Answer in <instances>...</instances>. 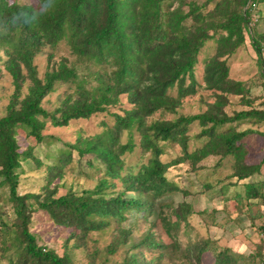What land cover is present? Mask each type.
Listing matches in <instances>:
<instances>
[{
  "label": "rangeland",
  "instance_id": "374dc122",
  "mask_svg": "<svg viewBox=\"0 0 264 264\" xmlns=\"http://www.w3.org/2000/svg\"><path fill=\"white\" fill-rule=\"evenodd\" d=\"M17 1L37 4V0ZM237 1L162 0L160 22L168 33V11L186 13L194 3L200 6L203 19L195 22L188 18L175 28V34L193 38L205 30L212 35L201 45L191 72L183 75V90H179V84L168 89V97L175 100L172 111L159 108L141 119L136 115L131 128L123 123L118 128L116 114L126 116L136 110L128 93H121L114 104L89 117L71 119L64 126L46 121L42 130L45 138L39 143L32 144L25 132L18 130L20 150L32 146L33 155L23 158L17 169L20 194L80 193L101 187L100 182L105 180L102 192L107 198L123 193L125 198L142 197L152 205L145 211H128L125 219L104 217L99 230L84 233L57 225L45 211L36 209L29 230L39 245L67 254L72 264H131L135 257L139 264H216L215 256L222 248L233 255V264H264V119L227 122L218 128L221 133L249 130L239 152L229 155L220 153L212 139L200 135L212 123L203 126L194 120L187 126L185 146L181 141H157L161 151L158 159L165 166L162 176L170 187L166 184L151 189L142 183L143 179L132 178L142 173L152 156L143 144L141 129L154 121H174L179 116L201 113L221 117L252 108L264 110V0H247L236 6ZM232 9L242 11L248 20L243 40L235 45V36L229 37L226 30L216 27ZM253 40L259 41L260 51ZM7 58L5 49L0 48V116L7 113L15 92ZM218 62L227 70L223 82L218 74L210 77L207 72L208 65ZM32 64L40 79L63 65L76 68L77 78L56 80L44 96L41 105L47 110L82 99L83 91L94 92L98 87V74L112 73L107 65L79 60L66 40L43 46ZM20 67L26 80L19 100L28 93L31 83L27 69ZM98 140L104 145L112 142L111 166L117 175L108 174L110 165L96 150H86ZM51 165L57 168L48 169ZM249 166H258V170L251 172ZM256 181L262 182L260 196L245 198V185ZM0 214L9 224L17 222L7 200V188L1 186ZM92 219L99 222L97 216ZM17 243L14 226L6 231L0 227V264L16 261L20 253Z\"/></svg>",
  "mask_w": 264,
  "mask_h": 264
},
{
  "label": "trees",
  "instance_id": "16d2710c",
  "mask_svg": "<svg viewBox=\"0 0 264 264\" xmlns=\"http://www.w3.org/2000/svg\"><path fill=\"white\" fill-rule=\"evenodd\" d=\"M161 2L162 0H37V4L32 5L17 0H0V48L6 51L8 70L15 85L7 113L0 116V186L7 188V200L17 219V222L9 224L0 214V227L3 231L15 227L20 250L16 261L12 263L11 260L10 264H72L67 254L60 255L37 243L35 235L29 230L31 214L36 209L45 211L57 225L84 233L99 230L104 217L111 215L125 219L128 211H145L151 208V202L142 197L125 198L122 193L107 198L102 192L105 180L100 182L101 187L82 190L80 193L69 191L60 196H54L53 192L45 195L33 192L20 194L17 190V169L23 158L33 155L32 146L20 150L17 135L18 130H22L32 144L39 143L45 138L42 130L46 121L54 126H64L71 119L89 117L114 104L121 93H128L136 110L126 116L116 114L118 128L122 123L131 128L135 124L136 115L141 119L159 108L172 111L175 100L168 97V89L179 84V90H183V75L191 72L201 45L212 35H207L205 30L193 38L175 34V28L188 18L195 22L203 19L200 6L194 3L190 4L186 13L168 11V29L172 31L168 33L160 22ZM246 2L247 0H238L236 6ZM229 12L226 20L216 27L226 30L229 37L235 36V45L243 40V30L247 27L248 20L247 15L240 10L232 9ZM228 39L221 40V44ZM61 40H66L79 60L107 65L112 73L102 76L98 74V87L94 92L83 91L82 99L64 102L57 108L47 110L41 105L44 96L53 89L56 80L77 78L76 68L63 65L47 72L40 79L36 76L32 60L43 46L55 45ZM253 43L256 50L260 51L259 41L253 40ZM21 65L27 69L31 83L28 85V93L19 100L20 89L26 80ZM207 72L211 74L210 77L218 74V80L222 82L227 75L222 62L208 65ZM246 119L263 120L264 110L252 108L221 117L201 113L179 116L174 121H154L141 129L145 137L143 144L152 151L150 161L144 166L142 173L130 177L143 179L142 183L151 189L166 184L170 187L162 176L165 166L158 159L161 152L158 140L181 141L185 146L187 126L194 120H199L203 126L212 123L210 128L202 131L201 136L212 139L213 146L219 148L223 155L236 154L249 130L221 133L218 128L227 122H242ZM114 141L115 139L112 140ZM110 144L104 145L98 140L92 148L86 150H96L103 161L110 165L108 174L117 175L111 166ZM86 150L80 151L83 153ZM47 168L56 169L57 166ZM249 168L251 172L258 170V166ZM236 175L243 178L246 173L243 176ZM261 188L262 182H248L245 185V198L260 196ZM95 216L99 217V222L92 219ZM203 249L204 246L200 248L201 251ZM215 259L216 264H233V255L226 248L217 251ZM130 263L139 264L136 257Z\"/></svg>",
  "mask_w": 264,
  "mask_h": 264
},
{
  "label": "clouds",
  "instance_id": "9594fccd",
  "mask_svg": "<svg viewBox=\"0 0 264 264\" xmlns=\"http://www.w3.org/2000/svg\"><path fill=\"white\" fill-rule=\"evenodd\" d=\"M33 3H35V0H33ZM18 15H22V14H18ZM26 22H29V21H26Z\"/></svg>",
  "mask_w": 264,
  "mask_h": 264
}]
</instances>
